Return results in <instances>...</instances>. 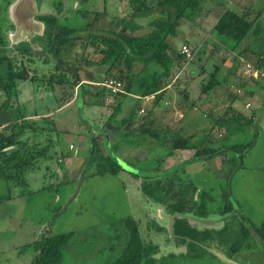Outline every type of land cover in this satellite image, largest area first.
Segmentation results:
<instances>
[{
  "label": "rangeland",
  "instance_id": "374dc122",
  "mask_svg": "<svg viewBox=\"0 0 264 264\" xmlns=\"http://www.w3.org/2000/svg\"><path fill=\"white\" fill-rule=\"evenodd\" d=\"M31 1L30 6H37L41 12H56L53 8L58 0ZM81 1L69 0L68 7L71 9V4L74 3L72 7L75 9L88 10L90 13L85 22L91 25L90 29L93 31L113 30L110 19L122 17L131 11L126 1L120 4L118 0H90L88 3L80 4ZM239 1L241 7H238L239 5L235 7L234 0H202V10L197 19L193 23L186 19L181 21L176 37L168 40L173 50L187 42L190 47L202 45L203 51L198 48L199 52L196 51L198 53L196 57L194 56L193 63L186 67L183 75H180L179 84H174L177 95L183 88L188 89L190 94L188 100L185 103L181 102L180 94L178 101L166 106L168 111L159 109L154 112L153 117L160 121L154 120L153 129L160 136L165 135L166 129L175 125L176 129L173 131L177 130L176 132L187 136L195 133L198 138L209 134L208 138L220 145L226 136L225 129L216 126L215 122L221 118L237 116L232 112L225 114L229 105L237 114L246 118H250L253 113L264 111V79L262 80L264 73L254 69L259 56H264V0ZM3 8L0 0V24H3L5 32H9L8 42L11 47L42 34V29L40 33L31 31L35 27L30 25L31 21L27 22L26 29H22L20 34L4 29L3 17L8 11L3 13ZM225 10L246 16L253 25L241 43L237 44L232 40L225 43L226 47L233 49L229 53L224 49L225 45L220 46L222 50L219 48L214 51L216 47L214 44L220 42L219 40H226L218 36L216 39L212 29L215 21ZM93 12L102 15L95 20ZM77 18L69 21L64 18L59 20L72 25L77 23ZM136 22L146 23L143 20ZM196 28L203 31L196 34ZM141 30L148 32L145 28ZM33 49L40 60L50 58L49 54H46V49L43 52L37 45ZM92 52L91 47L82 51L78 44L71 50L73 57L70 55L67 60L76 59L81 65L86 61L98 62L100 57ZM204 52L208 55H204ZM9 55L13 56L11 52ZM27 66L37 73L40 80L17 82L18 98L12 101L9 108L13 121L11 122L7 112H4V115L0 116V125L13 124L17 121L13 116L17 115L27 120H36L40 128H45L46 124L41 119L48 118L52 124L49 136L34 137L25 133L22 142L29 147L39 143L40 147H45L48 142L52 147L48 153L49 157L38 159L34 169L26 172L25 189L0 180V264H30L34 253L27 248L28 245L43 236L64 233H73V238L63 253L61 264H109L118 255V246L124 240L125 230L121 220L128 217L137 221L139 234L145 246L156 248L152 255V264H264V243L249 233L243 240L241 231L244 227L250 232L264 221V123L259 127L254 145L243 155L242 166L239 161L237 162L236 168L240 169L230 181L228 173L233 164L228 161L234 157L232 152L218 153L211 158L204 156L195 161H192V157L182 160L190 154L188 152L175 151V157H169L166 148L157 141L144 137L124 138L122 133H119L121 131L116 128L117 124L127 115L129 107L125 109L126 107L122 106L121 111L109 123L117 104L113 96L106 95L102 106L91 105L93 101L89 100L90 96L83 95L84 98H81L80 92L75 96V88L67 85L68 82L64 86H58L45 81L44 75L48 77L55 73L54 60H50L47 65L37 62ZM141 68L142 65L136 63L134 71L138 72ZM215 68L217 71H214ZM102 69L103 67L84 66L78 74L80 77L82 72H88L91 80L103 82L106 77ZM176 71L177 69L172 75ZM63 72H61L63 77L73 84V74ZM213 72H216L215 80L219 85L215 86L209 95L204 96L208 97L206 100L200 97V100L196 101V109L188 111V105L199 97V91L209 81ZM99 74H102V80L98 77ZM186 75L190 81L188 86L184 84V81L188 80ZM84 77L88 78L82 74L81 78ZM87 90L95 94L102 88L93 86ZM137 91L135 88V93ZM236 94L237 99L234 102L229 101L230 95ZM4 100L0 94V105ZM123 101L132 104L130 98ZM202 102L205 104H201ZM247 103L251 106L248 109L245 107ZM148 108V105L143 104V111H139L138 117H149ZM161 109H164L163 105ZM81 117L94 123L95 129L91 132L86 130L80 123ZM104 133L109 140L105 145L106 149L101 136ZM91 135L96 136V142L104 156L110 151L113 152L122 171L116 176L110 174L93 176L91 174L95 172L93 167L81 180L82 184L75 196L81 172L87 161ZM230 137L231 141L254 140L251 130L232 134ZM160 162L158 177L151 175L152 177L147 178L150 177L152 181L155 178L164 179L172 176L175 186L180 182L191 184L197 189L196 193L207 202L209 216L205 219L220 221L210 226L188 221L197 230L209 231V238H200L202 239L200 246H188L177 237H172L168 232L166 219L170 215L169 212L163 205L149 200L141 191L143 179L146 180L145 175L156 173L154 169ZM132 175L139 178L135 179ZM229 183L230 187L232 185L231 197L227 192ZM229 203L232 207L235 206L233 211L239 212L241 216L234 213L233 216L221 220L224 216L222 212ZM237 242H241L242 245L231 254V247Z\"/></svg>",
  "mask_w": 264,
  "mask_h": 264
},
{
  "label": "trees",
  "instance_id": "16d2710c",
  "mask_svg": "<svg viewBox=\"0 0 264 264\" xmlns=\"http://www.w3.org/2000/svg\"><path fill=\"white\" fill-rule=\"evenodd\" d=\"M1 1L4 5V12L14 0ZM88 1L82 0V3H88ZM124 1L129 4L131 11L119 18H109L113 30H91V25L85 22L90 12L83 8H71L67 11V15L61 17L66 19V21L78 17L76 19L77 23L72 25L62 23L59 20L60 18L53 16L40 17L39 20L44 24V37L42 40L52 43L45 49L47 52L53 54L57 46L56 52L61 65L65 67L71 66L77 73L84 69V66L103 67L102 71L105 74L106 80H117L122 84L121 91L112 95L117 104L109 123L121 111L125 103L123 100L130 98V96L135 97L130 98L132 104L125 108L129 107L127 115L117 124V129L121 131L119 133H122L121 135L124 138L137 139L144 137L148 138V140L157 141L166 148L167 156L169 157L173 156L175 151H193L192 161L204 156L211 158L218 153L232 152L234 157L228 161L233 164L228 173L229 177L237 167V156L247 151L253 142L252 140H249V142L231 141L230 136L251 130L253 139L255 136L253 123L256 113H253L250 118L242 117L229 105L225 114L232 112L237 116H230L225 119L221 118L215 122L216 126L219 125L225 129L226 136L221 140L220 145H218L217 141L209 139V134L203 138L196 139L195 135L186 137L179 132H170L166 129L165 135L160 136L153 129L154 121L148 120L150 117L154 118V112L159 109L168 111L166 110V106L161 103V100L165 98L166 89L172 88L174 90L176 88L174 84H179L178 79H180V75H183L186 67L194 61V57L187 61L180 54L179 51L182 45L178 50L175 49L176 52L173 56L170 55L169 50L171 46L168 40L176 37V31L181 21L186 19L193 23L197 19L202 10V0H118L120 4ZM62 7L63 5L58 0V6L55 7L56 12L59 13ZM93 14L95 20H98L99 16L102 15L97 12H93ZM103 14H106V12H103ZM136 20H143L146 23L140 25ZM252 26V23L247 20L246 16H239L231 10H225L215 25L212 26V29L216 36L226 40H222L223 42L219 40L220 42L214 44L216 46L214 51L221 48L220 46L223 47L226 42L231 40L237 44L241 43L250 33ZM140 27L145 28L149 32L141 36L128 34L129 31L136 33ZM78 44L82 51L88 47L93 48L92 53L100 57L98 62L86 61L84 65H81L75 58H73L75 61L67 60L71 55V50ZM185 45L189 46L187 43ZM7 46L8 43L3 31V24H0V94L5 98L0 105V116H3L4 112H7V116L11 119L12 111L9 108L12 101L17 99L19 94L17 82L35 81L36 72L28 68L27 65L35 64L37 56H35L36 53L29 45L24 43L16 45L15 54L10 56L7 53L11 52V50ZM224 47L228 53L233 51V49L226 47V45ZM198 48L200 47H191L193 52L198 51ZM198 52L195 53V57ZM41 62L45 64L47 60L44 59ZM136 63L142 65V68L138 72L134 71ZM55 67L58 69L57 65ZM174 68L177 71L172 75L175 70ZM254 69L262 74L264 73V56H259ZM214 71H217V68ZM215 74L216 72L210 74L209 81L201 88L199 97L192 102L193 105H196V101L200 100L202 95H209L215 86L219 85L217 80H215ZM100 77L101 79L103 78L102 75ZM187 79L184 81L185 86H188L190 83L189 76H187ZM263 79L264 76H262ZM67 81L64 80L63 76L50 77L48 80L51 85L55 83L58 86H64ZM72 83H67V85H71L72 88L79 86L75 81L74 75H72ZM96 83L99 82L96 81ZM83 85L80 84L79 96L81 98H84L83 95L90 96L89 100L93 101L91 105L97 104L102 106L107 97L106 95L110 96L104 88L99 93L93 94L91 91L85 90ZM85 88L89 87L86 86ZM135 88L138 89L137 93H135ZM178 95L181 96L180 101L184 103L190 96L186 87ZM145 98L152 99V106L148 109L149 117H138L139 111L142 110V101ZM236 99L237 94L230 95L229 97V101L232 102ZM162 105L164 109H161ZM193 105L190 106L189 104L187 110L193 109ZM13 117L17 118V121L13 124L0 125V180L25 189L27 185L25 181L26 172L34 169L38 159L49 157L48 153L52 145L46 142L47 145L45 147H40V143L29 147L28 144L22 142V137L26 133L34 137L36 135H43V138H46L52 132V124L49 123L51 120L43 118L41 120L46 124V127L40 128L36 120H26L17 115ZM91 125L93 127L89 129V132L96 127L94 123H91ZM101 136L105 148L106 143L109 142L108 136L105 133ZM91 138L88 143L87 161L81 172L82 179L93 167L95 168V172L91 173L93 176H103L105 174L118 175L122 169L118 166L113 152L110 151V153L108 152L104 156L100 146L96 142V136L91 135ZM215 145L217 147H213ZM161 162L154 169L156 173L145 175L146 180L143 179L141 191L152 202L163 205L170 215H176L173 234L178 240L184 244L187 243L188 246H200L202 239L209 238V231L195 229L183 216L191 215L198 219H205L209 216L207 202L196 193L197 189L191 184L186 185V182H180L175 186L172 176H167L164 179L155 178L151 181V175L158 177V167ZM132 176L135 179L139 178V176ZM148 176L150 177L147 178ZM231 211H233V207L229 203V206L224 208L222 214L225 215ZM237 216H241V214L237 212ZM121 225L125 230L123 235L124 240L118 246V255L109 264H152V255L156 248L145 246L139 234L137 221L128 217L121 220ZM241 231L243 233V240L246 234L249 233V235H254L257 240L264 243V221L259 227L252 229L250 232L244 227H242ZM201 237L203 238L200 239ZM72 238L73 233L54 236L47 235L28 245L27 248H30L34 253L30 264H61L63 253L71 243ZM241 245V242L235 243L231 247L230 253H234L236 248H240Z\"/></svg>",
  "mask_w": 264,
  "mask_h": 264
},
{
  "label": "water",
  "instance_id": "95a60500",
  "mask_svg": "<svg viewBox=\"0 0 264 264\" xmlns=\"http://www.w3.org/2000/svg\"><path fill=\"white\" fill-rule=\"evenodd\" d=\"M61 2L63 3V6H64L63 10H62V12L59 15H56V14L48 13V12H43V13L42 12H38L35 9L36 6H32V7L30 6V4H32L31 0H16V1H14V3L10 6V14H11L12 23L14 24V26L16 28V32L18 34H20L22 29H24V28L26 29L27 22L29 23V21H31L32 24H33L34 23L33 17H35V16L36 17L53 16V17H56V18H61L63 16L64 12L67 9V0H61ZM31 22H30V25H32ZM39 26H37V27H39V29H42V25H39ZM57 63L59 64L58 60H57ZM59 66H60V64H59ZM65 71H68V70H65ZM75 78H76L77 82L80 81L79 77L76 74H75ZM80 123L86 130H89L91 127H93L92 126L93 124L91 125V123L86 121V119L84 117H81ZM262 123H264V111L257 113L256 116H255L254 123H253V129H254L255 136L253 138L254 140H253L251 146H253L254 143H255L254 141H256V138H257L256 134L258 133L259 127H260V125ZM245 152H243V153H241L239 155L238 161L240 162V166H242V157L245 154ZM239 169L240 168H235V170L231 173L230 181L233 180L235 174L237 173V171ZM81 180H82V174L80 175V179H79V182H78V185H77V188H76L77 190L75 192V196L77 195L78 190L80 189V186L82 184ZM231 187H232V185H231ZM231 187H230V183H229V185H228V194H229L230 197L232 196ZM75 196H73V198H75ZM234 213L237 214L236 211H231L230 213L225 214L221 218V220H223V219L225 220V219L233 216ZM175 217H176V215H168L166 217L167 222H168L167 223L168 232H169V234L172 237H175L174 234H173V226H174ZM183 217L186 218L190 223L200 224L202 226H210V225L217 224L218 222H220L217 219L214 220V219H210V218H208V219H198V218L193 217L191 215H184Z\"/></svg>",
  "mask_w": 264,
  "mask_h": 264
},
{
  "label": "flooded vegetation",
  "instance_id": "af4514ba",
  "mask_svg": "<svg viewBox=\"0 0 264 264\" xmlns=\"http://www.w3.org/2000/svg\"><path fill=\"white\" fill-rule=\"evenodd\" d=\"M15 1V0H14ZM13 1V2H14ZM60 2H61V0H59ZM90 1V0H89ZM88 1V2H89ZM80 4H82V1L81 2H79ZM13 4V3H12ZM11 4V5H12ZM35 4H36V2H35ZM61 4L63 5V3L61 2ZM73 4L74 3H72L71 4V8L72 9H75L74 7H72L73 6ZM79 5V4H78ZM56 6H58V1L57 2H55L54 3V11L56 10L55 9V7ZM69 0H67V9H66V11L64 12V14L65 13H67V11L69 10ZM9 7H10V5H9ZM9 7H8V9H7V11H8V14L6 15V14H4V29H6V30H11L12 32L13 31H16V28H15V26H14V24L12 23V20H11V17H10V13H9ZM64 7V6H63ZM63 7H62V9H61V11L59 12V13H57V12H48V13H53V14H56V15H59L61 12H62V10H63ZM36 9H37V11L38 12H41V11H39V9H38V7L36 6ZM78 9V8H77ZM4 12H6V11H4ZM3 12V13H4ZM43 13V12H42ZM64 14H63V16H64ZM46 17V16H45ZM39 18L40 17H33V20H34V23L31 25V26H35L34 28H32V30L31 31H38L39 33H40V30L41 29H39V25H42V34H37V35H35L34 36V38H31V39H29V40H26V41H22V42H19L18 44H20V43H24V44H27V45H29V47L33 50V51H35L33 48H34V46L35 45H37L43 52H44V49L46 48V47H48V46H50L52 43H49V42H45V41H43L42 40V38L44 37V24L39 20ZM39 24V25H38ZM37 26H39V27H37ZM4 31V30H3ZM8 31L7 32H5L4 31V34H5V37H6V40H7V43H8V46H7V48L8 49H10V48H12V49H10L11 50V53L12 54H15V48H16V46L14 47H11L10 46V44H9V40H10V36L8 35ZM17 44V45H18ZM57 46L55 47V49H54V51H53V54H51V53H49V52H47V50H46V54L48 55V56H50V58L47 60V63H45V65H47L48 63H50V60H54V62H55V66L57 65L58 66V69L55 67V73L54 74H51V75H49L48 77H46V75H44V78H45V81H48L49 80V78L50 77H57V76H63L62 75V73H64L63 71H65V70H68V71H65V72H69V73H72L74 76H75V74L79 77V74L71 67V66H69V67H65V66H62L61 65V62H60V60H59V58H58V55H57ZM7 54H10V52H8ZM46 55V56H47ZM36 56V55H35ZM38 58V57H37ZM36 58V63L37 62H40V63H42L41 62V60L38 58L37 59ZM57 60L59 61V64H60V66H59V64L57 63ZM35 63V64H36ZM34 65V64H33ZM28 67V66H27ZM62 73H61V72ZM56 72L58 73V74H56ZM36 74V78H35V81H39V78H38V76H37V73H35ZM64 78V77H63ZM64 80H66L65 78H64ZM30 81V80H29ZM35 81H31V82H35ZM68 83H71L70 81H67ZM24 83H27V81H25ZM52 84H55V83H52ZM18 91H19V89H18ZM27 120V119H26Z\"/></svg>",
  "mask_w": 264,
  "mask_h": 264
},
{
  "label": "crops",
  "instance_id": "0c3cea01",
  "mask_svg": "<svg viewBox=\"0 0 264 264\" xmlns=\"http://www.w3.org/2000/svg\"><path fill=\"white\" fill-rule=\"evenodd\" d=\"M234 2H236V4H235V7H237L238 5V7H241V5L239 4V0H234ZM203 19V18H202ZM202 19H200V21L202 20ZM219 19V18H218ZM218 19L215 21V23L218 21ZM207 20V19H206ZM215 23H214V25H215ZM140 25L141 24H143L142 22H140L139 23ZM213 25V26H214ZM141 28H143V27H140V28H138V30L136 31V33L134 34L133 32H132V34H131V32L129 31L128 32V34L129 35H135V36H141V35H145V33L147 34L148 32H145V30H141ZM203 31V30H202ZM201 31V29L199 28H196V31H195V33L196 34H199V33H201L202 32ZM216 39H217V36H216ZM205 40V39H204ZM185 43H187V42H185ZM184 43V44H185ZM188 44V43H187ZM183 45V44H182ZM180 47V46H179ZM179 47L178 48H176V50H178L179 49ZM200 47V50L201 51H203L202 49H203V46L202 45H200L199 46ZM202 48V49H201ZM176 50L174 49H171L170 48V50H169V54L170 55H174V53L176 52ZM220 50H222L221 48H220ZM172 51H174V53L172 52ZM228 53V52H227ZM204 55H208V54H204ZM102 71V70H101ZM82 74H85L86 76H88V78H86V77H84V78H81V75ZM100 75H102V74H99L98 75V77L100 78V80H102L101 79V77H100ZM44 77V76H43ZM79 79H80V81L79 82H77L76 81V83L77 84H79V86L78 87H76L75 88V96H77L78 95V92H80V84H84L83 86H84V89H88V88H85L86 87V85L85 84H88L87 86L89 87V88H92L93 86H99V87H101L102 89L104 88L103 86H102V84H103V82L105 81H103V82H100V81H98L99 83H96V81L95 80H91V78H90V76L88 75V72H82L81 74H80V77H79ZM97 79V78H96ZM105 89V88H104ZM106 90V89H105ZM166 95H165V98H163L162 100H161V103L164 105V106H167V105H169V104H173L175 101H178V99H179V95H177L176 93H175V91L172 89V88H168V89H166ZM205 95H202L201 96V98L203 99V100H206L208 97L206 96V97H204ZM76 98V97H75ZM130 98L132 99V98H135V97H132V96H130ZM152 99L151 98H145L143 101H142V103L143 104H145V105H148V109H150L151 108V106H152ZM131 104V102H125L124 104H123V106H125V107H127L128 105H130ZM201 104H205V102L203 103H201ZM191 105H193V104H190V106ZM194 107H193V109H196V105H193ZM157 109V108H156ZM192 110V109H191ZM141 111H143V109L141 110ZM172 115H174V114H172ZM148 120H150V121H156V122H158V121H160V120H156V119H154V118H149ZM168 124L170 123V121H168L167 122ZM167 124V125H168ZM111 125V124H110ZM112 126V125H111ZM177 127V126H176ZM113 128V127H112ZM117 128V127H116ZM176 128H175V125L173 126V128H169L168 129V131H170V132H172L173 130H175ZM177 131V130H176ZM113 134V133H112ZM181 135H184V133L182 134V133H180ZM191 135H195V138L197 139L198 138V136L194 133V134H191ZM191 135H188V136H191ZM115 136V135H114ZM184 136H186L187 137V134H185ZM123 139V138H122ZM117 142V140H115V142L114 143H116ZM118 146V145H117ZM116 145H115V147H117ZM177 152H182V153H184V152H188V153H190V154H188V156H186L185 158H183L182 160H184V159H186V160H188L189 158H191L192 157V151H177ZM171 157H175V154L173 153V156H171ZM175 169H177V168H175ZM174 169V170H175ZM194 224V223H193ZM193 224H191L192 225V227H194L193 226ZM202 231V230H201Z\"/></svg>",
  "mask_w": 264,
  "mask_h": 264
},
{
  "label": "built area",
  "instance_id": "2783aa9c",
  "mask_svg": "<svg viewBox=\"0 0 264 264\" xmlns=\"http://www.w3.org/2000/svg\"><path fill=\"white\" fill-rule=\"evenodd\" d=\"M179 52L187 61L191 60L196 53V51L194 52L192 51L190 46H187L185 44L181 46ZM102 86L106 89V91L110 94V96L117 94L122 89V84L119 81L112 79L104 81ZM245 107L248 109L251 106L249 103H247Z\"/></svg>",
  "mask_w": 264,
  "mask_h": 264
}]
</instances>
